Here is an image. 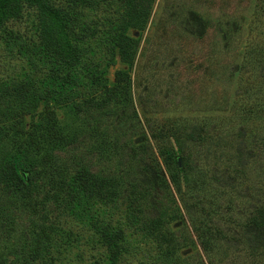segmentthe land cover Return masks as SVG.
Segmentation results:
<instances>
[{"label":"rangeland","instance_id":"374dc122","mask_svg":"<svg viewBox=\"0 0 264 264\" xmlns=\"http://www.w3.org/2000/svg\"><path fill=\"white\" fill-rule=\"evenodd\" d=\"M75 6V32L92 21L96 35L61 100L45 93L58 82L42 57L51 13L22 4L0 23V87L28 89L8 120L17 96L0 92V160L26 176L21 191L0 183V264L37 247L35 264H111L101 225L122 227L113 264H264V0ZM178 128L179 191L157 149L180 157Z\"/></svg>","mask_w":264,"mask_h":264},{"label":"trees","instance_id":"16d2710c","mask_svg":"<svg viewBox=\"0 0 264 264\" xmlns=\"http://www.w3.org/2000/svg\"><path fill=\"white\" fill-rule=\"evenodd\" d=\"M67 2L65 6H57L55 7L50 0H0V23H2L7 17H16L18 14H20L22 10V4H27L28 6H36L41 9H45V11L50 12L51 16L49 18H46V23L43 27V33L45 39L50 44V47L46 43V47H48L50 50L47 52L42 53V57L46 61H53L55 65H57L56 70H53V79H56L58 82L57 84H52L50 89L48 91H45V93L48 95V98H51L55 96V94L59 95L56 100H61L67 98V93H65V84L58 86L61 82L67 81L68 78L72 76L73 74L76 76V74H83L88 75V72L90 70V67H88L87 62L83 59V52L81 50V47L79 46L80 42L87 43L91 40L92 37H95L96 31L94 30V27L96 25V22H89V25L87 22L83 24V30L79 33L75 32V20L77 19V14H79V11H76L75 3L79 0H65ZM85 1V0H81ZM87 1V0H86ZM70 5V6H69ZM74 5V9H73ZM44 11V10H43ZM44 11L45 14H47ZM89 35V37H87ZM123 59H127L124 58ZM122 78H119V81H121ZM27 84L23 82V80H18L15 83H11V85H2L0 87V92L5 91L6 95L10 96L12 94H15L17 98H15L18 102V109L16 113H14L13 107L6 108L7 113L1 112V115L5 118V120H8V117L14 115L19 116L22 115L23 111H20V108L22 107L23 98L21 93L28 95V89H26ZM10 88V90H7ZM61 89V90H59ZM3 110V109H0ZM15 127V126H14ZM177 133H175V139L177 141V148L182 152L180 155V158L187 161V156L183 154L185 152V149H183V144L180 142L179 128L176 130ZM2 136L6 135V133L1 134ZM188 139H193L194 135L187 134L184 135ZM5 137V136H4ZM1 138V137H0ZM212 139L210 138V141ZM259 143L264 146V134L259 139ZM1 141V140H0ZM213 143L214 146L220 147L218 141L216 142H210ZM166 144L164 143H157V149L159 151V154L162 156L164 163L167 166H170V164L174 161L176 169L172 172H170L169 177L170 181L172 182L173 186L176 190H180L183 183L186 186H189V174L190 172L187 170V165H183V167H179L177 163V158L179 157L174 149L171 150H165L166 147H164ZM209 148V144L206 145ZM168 147V145H167ZM171 147V146H169ZM206 155V154H205ZM0 163H3V166H0V183H4L6 185L13 186L15 190L21 191L25 185V172H20L16 169V167L11 164V161H4L2 162L0 160ZM188 164V161H187ZM29 177V176H28ZM28 184L31 181L30 178H28ZM33 179V178H32ZM0 210H3L1 208ZM2 212V211H0ZM251 219V218H250ZM254 220V219H252ZM99 223V222H98ZM133 223V222H131ZM94 225H97L96 222H94ZM194 230L197 232L198 239L200 241V244L203 248H207L208 244L206 241L205 236L201 233L199 230V227H197L194 224ZM197 227V228H196ZM118 228V227H117ZM96 229L102 230V235L104 238V241L106 244L111 248V264H113L115 261H117L118 255L123 250L124 246L118 243V239L122 235V227L118 228L117 230H114L112 233L107 232L103 226H96ZM157 229L153 228L152 231H155ZM154 233V232H152ZM155 235V234H153ZM157 237V236H156ZM19 259L22 260L23 264H35L38 259H41V255L39 253V248L33 249L31 252H28V254L19 251Z\"/></svg>","mask_w":264,"mask_h":264},{"label":"water","instance_id":"95a60500","mask_svg":"<svg viewBox=\"0 0 264 264\" xmlns=\"http://www.w3.org/2000/svg\"><path fill=\"white\" fill-rule=\"evenodd\" d=\"M177 163H178V166L181 167V158L180 157L177 158Z\"/></svg>","mask_w":264,"mask_h":264}]
</instances>
